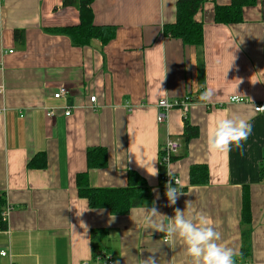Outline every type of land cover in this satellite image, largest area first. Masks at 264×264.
Segmentation results:
<instances>
[{
	"label": "crops",
	"instance_id": "obj_1",
	"mask_svg": "<svg viewBox=\"0 0 264 264\" xmlns=\"http://www.w3.org/2000/svg\"><path fill=\"white\" fill-rule=\"evenodd\" d=\"M77 1L0 0V192L12 208L0 231V248L11 258L0 264L92 262L91 232L98 230L107 232L100 247L111 264H141L149 256L157 264H189L181 241L169 246L162 233L144 230L145 210L153 207L163 215L157 222L180 209L198 226L213 227L221 234L218 243L234 250L235 264H264V113L253 111L264 102V0L229 26L213 18L214 7L230 0H208L195 16L203 26L199 47L163 35V26L175 22L177 0H93V24L113 27L115 36L105 46L92 40L79 48L51 32L79 24ZM16 31L23 38L16 39ZM60 87L68 94L56 100ZM205 90L214 96L201 103ZM185 97L193 101L188 123L198 130L188 142L181 138V111H169L158 123L156 107L162 99ZM232 97L246 103H230ZM225 117L252 126L243 154L207 149L208 128ZM168 139L180 145L168 166L181 190L171 206L158 186L160 150ZM94 148L105 150L107 164L88 170L86 154ZM41 153L45 167L28 168ZM193 166H206V185L190 186ZM129 171L145 180L149 207L113 216L88 208L77 195L79 174L88 175L92 188L116 189L126 187ZM244 187L250 254L240 259Z\"/></svg>",
	"mask_w": 264,
	"mask_h": 264
},
{
	"label": "trees",
	"instance_id": "obj_2",
	"mask_svg": "<svg viewBox=\"0 0 264 264\" xmlns=\"http://www.w3.org/2000/svg\"><path fill=\"white\" fill-rule=\"evenodd\" d=\"M71 1V0H66ZM64 3V5L66 4ZM93 0H78L79 24L74 27H65L51 30L57 35L67 36L75 47H84L92 40H97L101 45L108 44L115 36V29L107 26H95L93 24V14L90 5ZM208 0H177L175 8V22L165 25L162 28L163 35L171 39L179 40L184 46L199 47L202 45L203 26L195 19L196 14L203 8ZM259 0H230L229 5L214 7V22L222 25H235L243 21V11L245 8L254 7ZM16 39L23 38L19 31L15 32ZM199 101V100H198ZM184 129L181 138L184 142L196 138L198 130L189 125L188 118L183 121ZM160 155L161 151H160ZM160 158V157H159ZM175 159L172 157L171 162ZM87 169H102L107 164V155L104 149H89L86 154ZM45 167V157L41 153L34 156L28 162L30 169H42ZM158 186L164 192L165 166L159 164ZM261 180H264V161L259 170ZM190 186H201L208 183V171L206 166H193L189 171ZM77 195L80 199L86 200L88 208L92 210L105 209L110 215L123 216L130 213L132 209L149 207L151 205L150 189L145 180L137 173L129 171L127 173V185L124 188L102 189L92 188L88 184V175L82 173L76 176L75 180ZM7 207L5 194L0 192V231L7 228V224L2 221L1 214ZM9 207V206H8ZM11 208V206H10ZM241 224L244 226L242 233L243 246L239 256L243 259L250 254L249 233H250V200L246 187L242 190V210ZM107 232L98 230L91 232L92 241V261L106 257L100 247V243L105 239ZM237 258V257H236Z\"/></svg>",
	"mask_w": 264,
	"mask_h": 264
},
{
	"label": "clouds",
	"instance_id": "obj_3",
	"mask_svg": "<svg viewBox=\"0 0 264 264\" xmlns=\"http://www.w3.org/2000/svg\"><path fill=\"white\" fill-rule=\"evenodd\" d=\"M213 96V91L205 90L199 96V101L207 103ZM165 104L166 101L162 100L161 106ZM251 132L252 126L246 120L228 117L217 119L207 130V149L209 152H229L239 149L243 154V142L247 140ZM165 189L164 196L168 206L174 205L181 192L171 182L165 184ZM156 199H159L158 194ZM145 212L147 214L143 217L144 230L151 229L162 233L164 242L169 246L177 240L181 241L185 254L189 258V264H235L234 250L218 243L221 234L211 226H205L202 223L198 226L192 218L185 216L184 210H174V215L167 218L166 223L163 220L156 221L157 215H163L158 214L154 207ZM141 264H157V261L149 256L142 260Z\"/></svg>",
	"mask_w": 264,
	"mask_h": 264
},
{
	"label": "built area",
	"instance_id": "obj_4",
	"mask_svg": "<svg viewBox=\"0 0 264 264\" xmlns=\"http://www.w3.org/2000/svg\"><path fill=\"white\" fill-rule=\"evenodd\" d=\"M12 53V52H9ZM3 92L2 87H0V94ZM68 94V90L65 87H60L58 88L57 92L53 95L54 99H60L62 97H65ZM96 98L95 97H90L89 102L91 104L95 103ZM166 101L165 106H161V101ZM160 100L156 107H157V111H158V115H157V121L158 123H162L164 121L165 115L166 113H168L169 111L173 110V109H178L181 111V115H182V120H186L188 118V110L189 107L192 105L193 101L191 100L190 97H185L181 100H173V101H167L166 99H162ZM230 103H236V104H242V103H246V100H244L243 98H238V97H232L229 100ZM253 111L257 114L260 113H264V102L255 104L253 106ZM65 117H68L70 115V111L66 110L64 112ZM47 117L49 118H53L54 117V113L52 111L47 113ZM180 145L178 143L177 140H172V139H168L165 144L162 146L161 148V154L160 158H159V164L164 165L165 166V175L163 177V182L169 183L171 182L173 184L174 187L177 188L178 191L180 190V182L178 180L177 177L173 176L172 174H170L168 172V166L171 163L172 157H174L177 153V151L179 150ZM166 191V190H165ZM164 191V192H165ZM164 192H162V194L164 195ZM7 205V207L4 209V211L1 214L2 217V221L5 222L7 224V219H8V215L9 212L11 211L12 208H10V206ZM164 241V240H163ZM11 255L10 252L7 248H0V259H9L10 260ZM111 259L110 257H104L101 259H98L96 262H83L82 264H111Z\"/></svg>",
	"mask_w": 264,
	"mask_h": 264
}]
</instances>
